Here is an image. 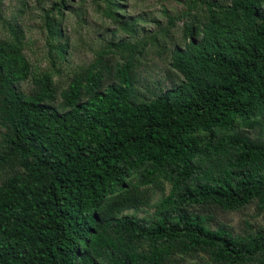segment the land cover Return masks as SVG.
I'll return each instance as SVG.
<instances>
[{
  "label": "trees",
  "instance_id": "obj_1",
  "mask_svg": "<svg viewBox=\"0 0 264 264\" xmlns=\"http://www.w3.org/2000/svg\"><path fill=\"white\" fill-rule=\"evenodd\" d=\"M67 1L43 16L51 68H33L18 18L0 37V264H264V226L238 234L193 210L264 212V0L165 11L163 35L183 21L168 50L183 79L147 97L135 70L160 39L141 37L122 0L93 3L128 36L59 85Z\"/></svg>",
  "mask_w": 264,
  "mask_h": 264
},
{
  "label": "rangeland",
  "instance_id": "obj_2",
  "mask_svg": "<svg viewBox=\"0 0 264 264\" xmlns=\"http://www.w3.org/2000/svg\"><path fill=\"white\" fill-rule=\"evenodd\" d=\"M185 0H122L125 4L124 13L128 18L135 20L141 37L156 35L160 44L151 41L143 53L139 56L136 67V80L141 94L145 97L154 96L161 90H166L179 83L183 77L179 71L171 65V53L168 51L175 45L184 44L183 21H177L171 31L164 34V26L168 23V16L180 13L185 9ZM51 0H0V37L7 35L5 22L18 18L26 32V54L36 71L46 70L52 67V58L48 50L47 32L44 27L43 16L45 9L51 7ZM166 11V12H165ZM63 29L70 40L66 57L57 59L56 68H60L61 75L56 79L61 86H66L74 71L91 63L99 50L107 46L111 40L127 37L128 34L119 29L109 19L104 18L96 10L93 0H68L67 7L63 8ZM109 56L112 61L121 60L120 54L113 52ZM33 87L31 79L22 84V88L29 91ZM1 131V127H0ZM256 134L255 129L252 134ZM264 136V131L262 132ZM170 189L168 182L165 191ZM159 188L150 190L151 203L160 199L163 192ZM155 208L145 207L138 212L139 216L150 215ZM193 210L213 215L211 225L217 226V222L228 224L235 233L245 234L252 232L258 226H264V212L257 213L254 203L241 210L224 211L219 208H203L195 206ZM133 213L134 210H128ZM250 225L252 227H250ZM199 257H187L184 264H195Z\"/></svg>",
  "mask_w": 264,
  "mask_h": 264
}]
</instances>
